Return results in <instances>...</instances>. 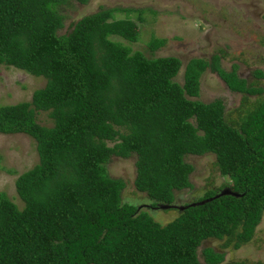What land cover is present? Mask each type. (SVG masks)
<instances>
[{"label": "trees", "instance_id": "1", "mask_svg": "<svg viewBox=\"0 0 264 264\" xmlns=\"http://www.w3.org/2000/svg\"><path fill=\"white\" fill-rule=\"evenodd\" d=\"M68 1L0 0V64L45 80L29 100L0 105V133L31 137L37 154L14 180L22 206L0 191V264H219L223 249L250 242L264 213V87L256 80L264 72L254 69L248 81L214 53L190 58L178 83V57L153 56L165 39L150 35L148 55L132 51L137 24L116 18L117 8L58 32ZM206 69L240 94L236 119L225 118L221 99H196ZM41 112L50 125L38 122ZM206 153L229 181L181 210L160 208L191 187L184 157ZM111 157H134L132 184L146 206L176 216L161 224L122 201L125 182L109 175ZM224 188L236 194L215 196ZM207 239L220 251L201 246Z\"/></svg>", "mask_w": 264, "mask_h": 264}, {"label": "rangeland", "instance_id": "2", "mask_svg": "<svg viewBox=\"0 0 264 264\" xmlns=\"http://www.w3.org/2000/svg\"><path fill=\"white\" fill-rule=\"evenodd\" d=\"M99 8H117L114 12L116 18L128 16L137 24L139 39L129 43L132 51L142 50L148 55L145 43L150 35L164 38L165 43L153 52V56L178 57L180 67L173 78L178 83H182L184 65L190 58L209 60L214 53L220 55L223 69L228 70L235 64L238 75L248 81L254 79V69L264 72V0H87L85 4L69 0L59 8L64 19L58 32H67L71 23ZM122 9L132 11L126 13ZM141 9L142 20L139 21L136 11ZM108 38L126 43L114 35ZM256 80L264 87V77ZM44 82L41 76L0 64V105L29 100L31 92L42 87ZM253 97L249 96L247 101L253 100ZM215 98L221 99L225 118L236 119L240 94L228 90L216 73L206 69L200 75L196 99L208 102ZM37 120L40 124H51L43 112L37 115ZM184 160L193 167L189 175L191 187L174 192V203L177 205L196 200L206 189L229 181L219 174L214 156L210 153L186 155ZM36 162L37 154L31 137L22 133H0V191L18 207L22 204L16 196L14 180ZM106 168L110 176L125 182L121 191L122 201L146 207L161 224L176 216V209H149L146 206L150 203L149 199L144 193L136 191L132 184L134 157H111ZM219 243L218 240L207 239L201 246L219 250ZM223 252V260L219 264H264V213L250 242L236 249L225 248Z\"/></svg>", "mask_w": 264, "mask_h": 264}, {"label": "water", "instance_id": "3", "mask_svg": "<svg viewBox=\"0 0 264 264\" xmlns=\"http://www.w3.org/2000/svg\"><path fill=\"white\" fill-rule=\"evenodd\" d=\"M224 194H236L235 192H233L232 190H230V189H228V188H224V189H222L220 192H218V193H216V195L215 196H217V195H224ZM204 201L203 200H201V201H197V202H192V203H189L190 205H193V204H201V203H203ZM159 207L160 208H169V207H175V208H177V209H179V210H181L182 208H184L185 206H183V205H177V204H169V205H164V204H162V205H159Z\"/></svg>", "mask_w": 264, "mask_h": 264}, {"label": "flooded vegetation", "instance_id": "4", "mask_svg": "<svg viewBox=\"0 0 264 264\" xmlns=\"http://www.w3.org/2000/svg\"><path fill=\"white\" fill-rule=\"evenodd\" d=\"M205 71V70H204Z\"/></svg>", "mask_w": 264, "mask_h": 264}]
</instances>
